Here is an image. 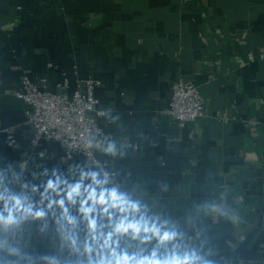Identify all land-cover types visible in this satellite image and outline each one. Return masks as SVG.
<instances>
[{"label":"crops","instance_id":"0c3cea01","mask_svg":"<svg viewBox=\"0 0 264 264\" xmlns=\"http://www.w3.org/2000/svg\"><path fill=\"white\" fill-rule=\"evenodd\" d=\"M23 76L52 93L65 82L69 93L79 80L99 82L98 109L107 113L99 126L115 154L106 147L97 157L140 203L138 213L109 209V219L97 205L89 228L85 189L105 190L89 174L103 179L58 144L31 148L26 105L15 96ZM179 81L208 106L182 129L163 114ZM77 183L72 203L66 194ZM0 194L45 213L16 211L15 223L0 224V264H96L114 259L112 249L137 259L155 251L264 264V0H0ZM124 215H144L175 239L129 232L102 247Z\"/></svg>","mask_w":264,"mask_h":264},{"label":"built area","instance_id":"2783aa9c","mask_svg":"<svg viewBox=\"0 0 264 264\" xmlns=\"http://www.w3.org/2000/svg\"><path fill=\"white\" fill-rule=\"evenodd\" d=\"M99 85L93 79L79 80L75 90L69 93V85L65 82L60 86L62 92L52 93L33 83L28 76H23L15 96L26 105L25 124L30 130L32 149L46 142L60 145L67 160L80 154L97 169L103 181H107L104 191L114 188L123 194L115 173L97 157L100 151L112 144V137L99 126V120L107 117L105 111L98 109L95 97V89ZM171 91L168 108L163 112L171 124L182 129L206 116L207 102L196 86L179 81L172 84ZM8 140L11 146L15 144L10 134ZM85 200L87 198L82 199ZM50 202H54L52 196ZM86 204L91 207L93 202Z\"/></svg>","mask_w":264,"mask_h":264},{"label":"clouds","instance_id":"9594fccd","mask_svg":"<svg viewBox=\"0 0 264 264\" xmlns=\"http://www.w3.org/2000/svg\"><path fill=\"white\" fill-rule=\"evenodd\" d=\"M107 152L115 154V145L110 144L106 149ZM93 180V183L100 184L106 183L107 181H99L97 180L96 173L89 174ZM57 184L52 181L48 182L47 188L56 190ZM81 183H77L74 186H71L67 191L66 198L68 201L75 203L76 197L81 195ZM85 192L88 193L87 200L82 202L80 211L84 213L85 219L88 220L89 228L93 231L96 230L97 222L96 220L89 219V214L94 213L96 210V205H106L102 208V212L109 215V219H111V213H109V209H119L122 213H138L140 211L141 205L138 201H131L125 194L118 193L116 189L101 191L97 198V193L94 189L89 190L85 189ZM0 200H3L4 210L7 211L8 215L4 216L2 212H0V224L10 225L16 222V217L13 215L16 211H22L25 214L34 215L35 217H42L45 213L41 210H37L33 212V207L31 204L25 206L24 200L19 196H9L5 198L3 194H0ZM88 201H92L93 204L91 207H84ZM61 207L64 205V201H58ZM11 204V206H10ZM51 207V203L49 204ZM65 213L67 209L64 210ZM72 222V221H70ZM131 232L133 239L140 237V234L143 232L145 235L143 236V240H149L152 237L157 238L160 244H164L168 241L174 240L176 233L174 232H163L161 233L160 229L156 227L155 224L149 226V221L145 219L144 215H141L139 220L132 219L129 220L128 215H124L114 226L113 231L109 232L106 237L103 238L102 247H109L110 242L112 241V237L114 234H127ZM151 233V236L148 234ZM94 239H99L98 237H94ZM91 251V248L88 249ZM111 256L114 259H104L103 257L96 262V264H201V258L196 256L195 254L184 253L180 255L178 253H171L169 256L164 258H158L156 252L154 251L151 256H146L137 259L135 256H128L126 253H122L120 255L116 254L115 249H112ZM55 264V261L52 262ZM202 264H210L208 261H203Z\"/></svg>","mask_w":264,"mask_h":264}]
</instances>
